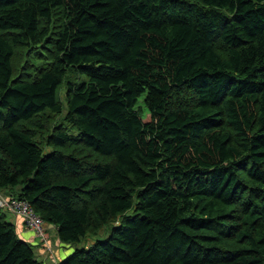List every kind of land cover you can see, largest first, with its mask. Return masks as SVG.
<instances>
[{"label": "trees", "instance_id": "16d2710c", "mask_svg": "<svg viewBox=\"0 0 264 264\" xmlns=\"http://www.w3.org/2000/svg\"><path fill=\"white\" fill-rule=\"evenodd\" d=\"M0 190L112 225L60 264H264V0H0ZM7 217L0 264H43Z\"/></svg>", "mask_w": 264, "mask_h": 264}, {"label": "rangeland", "instance_id": "374dc122", "mask_svg": "<svg viewBox=\"0 0 264 264\" xmlns=\"http://www.w3.org/2000/svg\"><path fill=\"white\" fill-rule=\"evenodd\" d=\"M60 96H64V87H62L60 90ZM63 99V98H62ZM138 110H141V116L146 119L149 116L148 110L144 106V97L140 99V103L138 104ZM68 112V108L66 105H64V110L62 115L56 119L57 123H64L63 118L66 116ZM69 132L73 135H78L79 132L76 129H69ZM46 153L52 152V148H46L45 150ZM1 193H6L8 196L12 191L11 190H0ZM134 211H128L126 212L123 217H121V220L124 219V217L127 216H132ZM49 228V227H48ZM112 232V225L106 226L102 232H100L98 235L94 236H88L86 239H83L79 243H74L73 245H67L63 244L59 241L57 231L51 229L49 231L50 234V246L52 248V251H44L45 249H42L43 245L35 247V253L39 259V261L43 262V264H60L63 259L68 257L70 254H72L76 249H83V248H88L93 244L95 241L100 240V241H105L109 238ZM40 244V243H39ZM44 251V252H43ZM39 255V256H38Z\"/></svg>", "mask_w": 264, "mask_h": 264}, {"label": "built area", "instance_id": "2783aa9c", "mask_svg": "<svg viewBox=\"0 0 264 264\" xmlns=\"http://www.w3.org/2000/svg\"><path fill=\"white\" fill-rule=\"evenodd\" d=\"M0 209L5 213L21 217L24 220L25 228L35 234L39 239V243L43 245L44 251H52L48 224L35 213L33 207L27 201L15 197L10 199L0 197Z\"/></svg>", "mask_w": 264, "mask_h": 264}, {"label": "crops", "instance_id": "0c3cea01", "mask_svg": "<svg viewBox=\"0 0 264 264\" xmlns=\"http://www.w3.org/2000/svg\"><path fill=\"white\" fill-rule=\"evenodd\" d=\"M0 197L7 198V196H5V193H1V192H0ZM2 213H5V212H3V210L0 209V214H2ZM6 214H8L7 218L9 220V222H11L15 226L17 234L22 240H24V241H26V242H28V243L32 244L33 246H36V247L41 246V244H39V239L35 236V234L32 231H29L28 229L25 228L24 220L21 217H18V216L16 217V216L9 214V213H6ZM48 227H49V231L51 229L57 231L55 226L48 225ZM42 249H43V247H42Z\"/></svg>", "mask_w": 264, "mask_h": 264}]
</instances>
